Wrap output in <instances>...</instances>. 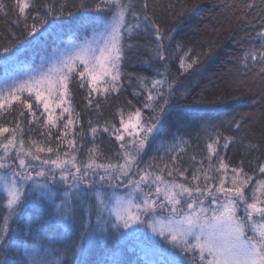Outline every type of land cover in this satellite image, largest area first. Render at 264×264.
<instances>
[{
    "label": "snow or ice",
    "instance_id": "obj_1",
    "mask_svg": "<svg viewBox=\"0 0 264 264\" xmlns=\"http://www.w3.org/2000/svg\"><path fill=\"white\" fill-rule=\"evenodd\" d=\"M92 2L98 15L86 22V27L91 29L90 36L85 35L79 43H73L71 51L57 48L45 52L35 67L0 85V150L3 151L0 169L4 170L0 175L3 190V195H0V219L3 221L0 226V250H3L0 264H12L7 254L15 229L9 221L14 222L29 201L43 203L42 197L55 205L56 213L66 222L69 230L77 234L71 247L64 250L65 255L70 253L72 257H77L90 251L97 233L101 234V242L106 245L109 238L118 240L141 233L143 229L140 226L146 224L154 236L178 250L167 252L148 241L159 255L168 256L159 264H264V178H260L264 177V153L254 162H249L250 166L255 164L253 175L244 171L243 160L240 166L232 167L220 153V148L228 149L237 139L223 135L221 127L227 125L239 131L240 121L216 118L213 123L200 118V130L206 138L208 167L205 170L201 162L200 168L192 174L191 184L176 182L175 179L165 180L152 171L139 168L146 148L156 152L165 150L170 154L183 151L180 145L187 144L181 138L165 149L162 133L170 115L168 95L175 93L171 84L169 93L163 92L166 80H152V88L148 90L144 104V108L153 113L151 116L145 118L142 110L137 108L134 114H129L127 122L123 118L124 113H119L118 128L115 124H105L103 131L114 136L119 143L116 155L122 162H96L97 156L103 155L95 145L96 127L90 129L93 147L89 149L87 162L78 161L76 141L68 139L70 130L78 122V114L74 113L71 105L73 83L78 79L79 88L87 90L89 105L92 104L93 93L107 98L120 89L125 61L134 47L130 41L140 38L149 41L144 47L152 51L153 59L164 60V41L170 44L173 39L172 34L165 35L154 17L148 14L147 2L140 11L136 10L137 5L132 0ZM260 4L258 15L264 19V0H260ZM80 7L87 8L88 5L82 3ZM63 8L61 5L58 11L41 0H0V17H13L12 22L17 27L22 26V34L31 37L19 40L20 47L8 60L22 66L20 56L23 52L34 49L47 35H62L59 30L63 24L61 18L65 15ZM256 8L253 0H249L242 10ZM67 15L72 16L73 13L69 11ZM12 35L15 36L14 33ZM255 39L261 42L258 46L261 50L254 49L255 54H251L250 58L254 66L261 65L259 74L264 76V28ZM9 51V47L0 46V53ZM190 59L188 69L199 63L198 56ZM181 68H184L183 60ZM161 99L163 103H160ZM18 108L27 112L21 110L12 121H8L7 117ZM57 109L60 111L57 112ZM25 123L28 125L26 130ZM36 125L40 128L39 135L46 136L45 139L31 138ZM53 129L59 135L53 136ZM25 131L29 134L27 143ZM75 135L73 132L72 136ZM176 139L173 137V140ZM53 140L58 142L55 158L42 156L41 153L54 152L51 146ZM240 142L243 143V140ZM63 144H67L71 151H66L65 158L61 159L59 148ZM244 146L250 152L259 150L257 144ZM170 159L171 168L165 164L168 176L173 177L175 173L184 177L188 170L177 164L179 157L171 155ZM134 167L138 180L131 179ZM230 167L232 176L229 180L226 178ZM213 170L222 173L218 184L217 178L212 175ZM201 174L203 185L200 183ZM254 176H257L255 183ZM124 180L131 186L127 199L115 194ZM60 184L66 186L63 191L52 190ZM105 185L113 189L110 197L99 194ZM141 185H146L147 191ZM57 199L59 204L55 203ZM158 212L168 214L157 215ZM93 215L95 223L92 222ZM121 229L127 231L122 232ZM74 264L87 262L77 259ZM113 264H121V261L114 259ZM145 264L157 262L146 259Z\"/></svg>",
    "mask_w": 264,
    "mask_h": 264
},
{
    "label": "trees",
    "instance_id": "obj_2",
    "mask_svg": "<svg viewBox=\"0 0 264 264\" xmlns=\"http://www.w3.org/2000/svg\"><path fill=\"white\" fill-rule=\"evenodd\" d=\"M41 2H47L58 11L61 5L64 6L65 15L61 18L63 24L59 30L62 35H47L34 49L21 54L20 60L23 64L27 62L31 68L40 63V56L45 52H52L69 41L82 40L91 32L90 27H86V22L98 15L92 0H41ZM132 2L136 3L137 11H140L147 2L148 14L154 17L163 33L165 35L171 33L173 39L170 44L167 40L164 41V60L153 59L152 51L144 47L149 41L143 38L130 41L134 47L125 61L120 89L118 92L110 93L107 98L93 93L92 104L89 105L86 99L87 90L79 88L78 79L73 83L71 105L74 113L78 114L76 117L78 122L70 130L68 139H75L77 157L89 156V149L93 147L90 129L96 127L98 131L95 135V145L103 153L98 155L96 160L101 163L117 160L118 142L114 136L103 131L105 124H115L118 128L121 119L119 113L122 111L125 119L130 113L134 114L137 108L142 110L145 118L151 116L153 114L151 110L144 108L148 90L152 88V80L164 79L165 94L169 93L170 84L175 88V93L168 95L170 115L162 133L165 149L178 143L181 138L187 141V144L180 145L183 151L170 154L165 150L156 152L146 149L144 160L154 163L159 169H165V164L171 168L170 156H178L177 164L188 170L185 176L181 177L174 173L173 177H169L168 170L165 169L161 172L162 177L191 184L192 174L200 168L201 162L205 170L208 167L206 138L205 133L200 130V118L211 120L213 123L216 122V118H222L240 121L241 127L239 131L227 125L221 127L223 135L237 138L228 149L220 148L221 155L232 167L240 166L243 160L244 171L253 175L252 169L255 164L250 166L249 162H254L256 157L264 153V76L259 74L261 65L254 66L250 58L251 54H255L254 49L261 50L258 47L261 42L255 39L257 33L264 28V19L258 15L260 0H253L257 8L252 11L242 10L249 0H132ZM82 3L88 7L81 8ZM69 11L73 13L72 16L67 15ZM13 19L0 17V46H7L10 49L9 53H0V78L4 75L9 76L12 68L18 65L11 63L8 58L17 52L20 47L19 40L31 39L22 34V26L17 27L12 22ZM154 40L153 36L152 41ZM197 56L199 63L188 69L190 58ZM181 60L184 61V68H181ZM12 78L13 76L9 78L10 82ZM160 103H163L162 99ZM21 110L27 112L26 109L18 108L7 117V120L12 121ZM59 111L57 109V112ZM27 127L25 123V130ZM39 132V126H33L31 138L45 139L46 136L41 137ZM73 132L76 134L75 137L72 136ZM52 135L56 136L59 133L53 129ZM173 137L177 139L173 140ZM24 139L26 143L29 140L27 131ZM241 139L243 143L240 142ZM57 143L55 140L51 143L53 153L41 155H50L54 159ZM248 144H257L259 150L250 152L244 146ZM66 151L71 149L67 144L61 145L59 148L61 159L65 158ZM0 155H3L2 150ZM218 166L217 162L216 167ZM212 175L217 178L218 184V178L222 173L213 170ZM231 176L230 167L226 179L230 180ZM256 178L257 176L253 177V183ZM200 183L203 185L202 174ZM55 203L60 202L56 200ZM2 223L0 219V226ZM10 224L15 229L7 254L12 264L16 262L74 264L77 259L86 261L87 264L97 262L113 264L114 259L121 261V264H145V260L150 259L136 248L137 242L130 236L118 240L109 238L106 245L101 242V237H97L90 251L77 257H72L70 253L65 255L64 250L71 247L73 241L77 239V234L62 225L55 205L45 200L43 203L32 201L26 203ZM2 258L3 250H0V259ZM152 261L159 264L158 261Z\"/></svg>",
    "mask_w": 264,
    "mask_h": 264
},
{
    "label": "rangeland",
    "instance_id": "obj_3",
    "mask_svg": "<svg viewBox=\"0 0 264 264\" xmlns=\"http://www.w3.org/2000/svg\"><path fill=\"white\" fill-rule=\"evenodd\" d=\"M88 35L90 36V35H91V32H90ZM92 42L94 43V40H93ZM73 43H79V42L69 41V42H67L65 45L60 46V47H57V48H63V49H65L66 51H71V49H72V47H73ZM57 48H55L53 51H55ZM15 54H16V53H15ZM56 55H59V52H56ZM25 64H26V65H25ZM30 69H31V66H30L27 62H24V64H23L22 66H21V65H15V66L12 68V72L10 73L9 76L4 75V76H2V78H0V85H2L3 82H4L5 80H8V81L10 82L9 78H10L11 76L15 77V76H17L18 74H20L22 71L30 70ZM13 70H14V71H13ZM125 121H126V122L128 121V117L125 118ZM133 122H134V120H133ZM125 135H126V134H125ZM117 147H118V148H117V151L119 152V143H117ZM146 149H147V148H146ZM76 156H78V155H76ZM88 157H89V156H86V157L83 156V158H78V157H77V159H78L79 162H87ZM63 159H64V158H63ZM96 162H97V163H101V162H98L97 160H96ZM109 162H111V163H117V162H122V161L119 160V158H118V159L115 160V161H109ZM103 163H108V162H103ZM156 166H157V165H155V164L152 163V162H147V161H145V160H144V154L141 155V159H140V162H139V168H141V169H146V170H148V171H152V172H154L156 175H160V176H162V174H161V169L157 168ZM0 170H3V169H0ZM72 171H75V169H72ZM136 171H137V169L134 167V168L132 169L133 175H132V177H131V179H133V180H138V179H139V176H138V175H135ZM0 175H3V172L0 171ZM57 175H58V174H57ZM90 178H91V177H89V179H90ZM165 180H166V179H165ZM117 183H119V182H117ZM85 186H86V185H81V187H85ZM65 187H66L65 185L60 184V185H56L55 187H53L52 190H53V191H56V190L63 191ZM141 187H143V188L145 189V191H147V186H146V185H141ZM130 190H131V186H128V182H127V180H124L122 183H120V187L117 188V189L115 190V194H116V195H119V196H121V197H124L125 199H127V193H128ZM112 192H113V189L108 188L107 185H105L104 188L101 189V191H100L99 194H100L101 196L110 197L111 194H112ZM0 193L3 194V190H2V181H0ZM153 193H154V186H153ZM42 199L45 200V201H47L46 198H43V197H42ZM57 200L59 201V199H57ZM32 202H34V201H32ZM59 202H60V201H59ZM93 202H94V201H93ZM113 203H114V200H113ZM206 203H207V202H206ZM185 207H186V205H185ZM106 214H107V213H106ZM167 214H168L167 212H158V213H157V215H164V216H166ZM241 214H242V213H241ZM58 216H59V215H58ZM59 218H60V221H61L62 225H63L64 227L68 228V227L66 226V222H64V221L61 219L60 216H59ZM14 219H15V218H14ZM112 219H113V221H114V220H115V217L113 216ZM95 221H96V217H95V215H93V216H92V222L95 223ZM10 222H13V221H9V223H10ZM140 227L143 229V231H142L141 233H137V234H135V235H130V237H132V238L137 242V245H138V246H136V248L139 249V250H141V252L143 253V256H145V255H146V256H149V258H150L151 260H155V261H158V262H163V261H165V260L168 259V256H167V255H163V256H162V255H159L158 250H157V249H154V248L148 243V241L152 242L153 244H158L159 249H165V250H167V252H178V250H176V249H172L170 245L165 244L164 241H163L160 237L154 236V235L152 234L151 230L147 227L146 224L141 225ZM68 229H69V228H68ZM121 231H122V232H126L127 230L121 229ZM97 237H101V234H100V233H97L96 238H97ZM126 237H128V236H126ZM96 238H95V239H96ZM139 246H140V247H139ZM144 254H145V255H144ZM180 256H181V258H182V257H183V254L180 253Z\"/></svg>",
    "mask_w": 264,
    "mask_h": 264
}]
</instances>
